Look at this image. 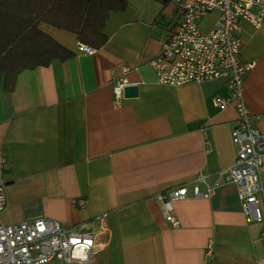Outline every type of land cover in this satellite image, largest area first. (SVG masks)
<instances>
[{
    "label": "crops",
    "instance_id": "crops-1",
    "mask_svg": "<svg viewBox=\"0 0 264 264\" xmlns=\"http://www.w3.org/2000/svg\"><path fill=\"white\" fill-rule=\"evenodd\" d=\"M125 1L107 20L106 42L91 54L75 51L71 31L41 23L72 54L25 68L11 89L0 84V223L43 216L94 225L107 212L111 242L93 264H264V217L246 218L236 182L222 183L209 197L175 200L178 226L154 198L200 171L213 178L234 162L231 131L239 110L235 98L224 108L215 102L230 94L226 79L158 80L151 59L162 51L165 29L180 18L174 0ZM219 14H204L202 30ZM240 23L239 57L254 63L243 101L264 129V19L260 26ZM118 77L138 85V93L116 102ZM260 174L264 214V154Z\"/></svg>",
    "mask_w": 264,
    "mask_h": 264
},
{
    "label": "built area",
    "instance_id": "built-area-1",
    "mask_svg": "<svg viewBox=\"0 0 264 264\" xmlns=\"http://www.w3.org/2000/svg\"><path fill=\"white\" fill-rule=\"evenodd\" d=\"M180 18L165 29L162 51L151 59L160 82L181 84L210 78L226 79L230 94L216 96V104L224 108L236 99L239 110L238 125L231 131L237 147L233 163L219 170L213 178L200 171L191 181L155 193L166 220L178 226L180 219L173 213L175 200L194 196L209 197L226 181L238 185L242 210L249 220L264 217L257 193L263 190L260 168L264 154V129L257 125L260 115L252 113L243 101L246 72L253 61L239 57L242 43L241 19L260 26L264 19V0H174ZM218 9L220 14L212 27L204 31L200 18ZM96 47L78 40L75 51L93 53ZM126 77H118L114 84V99L120 102ZM204 142L212 149L206 128ZM204 184L203 189L201 185ZM85 199L78 200L80 206ZM1 206V205H0ZM107 212L98 213V224L66 225L56 219L37 217L11 223H0V264H47L53 259L78 264H93L97 253L111 242L112 230L104 224Z\"/></svg>",
    "mask_w": 264,
    "mask_h": 264
},
{
    "label": "trees",
    "instance_id": "trees-1",
    "mask_svg": "<svg viewBox=\"0 0 264 264\" xmlns=\"http://www.w3.org/2000/svg\"><path fill=\"white\" fill-rule=\"evenodd\" d=\"M126 6L125 0H0V84L11 89L25 68L72 54L41 23L71 31L77 40L98 48L107 40L111 12Z\"/></svg>",
    "mask_w": 264,
    "mask_h": 264
},
{
    "label": "water",
    "instance_id": "water-1",
    "mask_svg": "<svg viewBox=\"0 0 264 264\" xmlns=\"http://www.w3.org/2000/svg\"><path fill=\"white\" fill-rule=\"evenodd\" d=\"M138 93V85L135 83H128L124 86V94L126 96H133Z\"/></svg>",
    "mask_w": 264,
    "mask_h": 264
}]
</instances>
